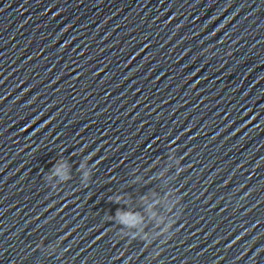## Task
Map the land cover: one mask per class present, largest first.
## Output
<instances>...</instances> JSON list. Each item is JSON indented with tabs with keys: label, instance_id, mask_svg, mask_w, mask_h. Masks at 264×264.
<instances>
[{
	"label": "water",
	"instance_id": "water-1",
	"mask_svg": "<svg viewBox=\"0 0 264 264\" xmlns=\"http://www.w3.org/2000/svg\"><path fill=\"white\" fill-rule=\"evenodd\" d=\"M0 264H264V0H0Z\"/></svg>",
	"mask_w": 264,
	"mask_h": 264
},
{
	"label": "clouds",
	"instance_id": "clouds-1",
	"mask_svg": "<svg viewBox=\"0 0 264 264\" xmlns=\"http://www.w3.org/2000/svg\"><path fill=\"white\" fill-rule=\"evenodd\" d=\"M79 167H83V165H79ZM183 170V169H182ZM88 173H85L84 174V177H85V180L88 179ZM53 177H58L59 180L61 182H65L67 180H69L71 177L70 175L68 174V164L67 162H63V163H60V162H57L53 165L52 169L50 170V174L47 176V181H51ZM50 184V183H49ZM51 185V184H50ZM53 188H56L57 186H53L51 185ZM118 202V200H117ZM179 204H180V201H179ZM180 209L178 211V215L175 216L174 218V222L168 226V229L166 232H163L161 234V236L157 237L155 240H152L150 243L147 241V240H144V239H141V241H143L145 243V245L147 246H151L153 244V242L157 241V240H161V243H164L166 242L168 239L171 238L172 235H174V233L172 232V228H173V225L177 222V218L179 217L180 215ZM115 219L122 223L125 227L128 226L129 222H130V217L125 215L123 212H121L119 209H117L116 213H115ZM117 235L121 238H131L132 240H137L138 238L135 237V236H122L120 234L117 233ZM55 249H53L54 251Z\"/></svg>",
	"mask_w": 264,
	"mask_h": 264
}]
</instances>
